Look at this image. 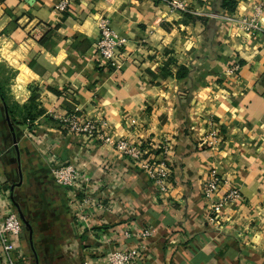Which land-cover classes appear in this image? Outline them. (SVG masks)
<instances>
[{
	"label": "crops",
	"instance_id": "crops-1",
	"mask_svg": "<svg viewBox=\"0 0 264 264\" xmlns=\"http://www.w3.org/2000/svg\"><path fill=\"white\" fill-rule=\"evenodd\" d=\"M61 1L0 0V207L24 224L23 259L14 260L99 264L126 245L140 249L136 264H264V6L262 32L239 25L262 0H186L190 16L157 0H69L57 13ZM102 16L127 39L120 70L97 54ZM75 107L106 121L112 139L165 159L168 191L112 147L51 119ZM211 124L222 135L214 150ZM66 164L104 208L77 216L74 201L87 195L52 175ZM213 168L227 183L215 201L231 187L242 195L214 224L203 196Z\"/></svg>",
	"mask_w": 264,
	"mask_h": 264
},
{
	"label": "built area",
	"instance_id": "built-area-1",
	"mask_svg": "<svg viewBox=\"0 0 264 264\" xmlns=\"http://www.w3.org/2000/svg\"><path fill=\"white\" fill-rule=\"evenodd\" d=\"M166 4L171 11L187 12L186 0H157ZM264 0L256 10L254 16L239 20V25L242 30L247 33L256 34L262 32V26L259 22V15ZM69 7V0L61 1L56 7L55 12L63 13ZM99 39L96 44L97 54L103 61L105 66L120 70L122 62H120V51L127 44V39L117 35L111 27L110 19L102 16L98 20ZM52 118L60 125L61 128L77 135H85L90 139L102 144V146H110L121 155L132 160L139 169L143 170L148 178L157 185L162 192H167L171 179V171L168 168L167 162L163 160H155L150 158V152L143 145H138L126 139L114 140L106 133V121H90L86 119L83 112L78 107L74 108L72 113H52ZM205 142L210 150L218 149L222 143V135L212 124L209 126V131L205 137ZM167 147H163V154H166ZM52 175L55 182L64 187L73 188L76 192H83L87 195L84 199L74 201L76 214L79 218L91 215L90 208H104L102 202H99L87 191L86 178L83 173L74 165L66 164L55 166L52 169ZM227 184L216 168L210 171L209 178L203 188V196L209 201V222L216 223L223 208L242 198L241 192L235 187H231L222 199L215 201L214 197L221 192L222 187ZM90 193V194H89ZM90 212V213H89ZM80 220V219H79ZM24 224L17 212L12 207H0V258L5 264H19L13 255L19 259H23V246L21 235L23 233ZM151 235V231L144 230L141 236L147 238ZM129 231H123V237L129 238ZM107 240L108 237L106 236ZM99 259V264H136L141 258L140 249H129L126 245L120 246L117 249L109 250L102 254Z\"/></svg>",
	"mask_w": 264,
	"mask_h": 264
},
{
	"label": "trees",
	"instance_id": "trees-1",
	"mask_svg": "<svg viewBox=\"0 0 264 264\" xmlns=\"http://www.w3.org/2000/svg\"><path fill=\"white\" fill-rule=\"evenodd\" d=\"M222 7L223 8H228V3H227V0H222ZM70 10V8L68 7L67 9H66V11H64V12H67V11H69ZM63 12V13H64ZM184 15H187V16H190L188 13H183ZM72 112H74V109L72 110V111H70V112H68V113H72ZM52 120H54L53 118H51ZM55 121V120H54ZM56 122V121H55ZM58 126H60L59 124H58ZM66 131V130H65Z\"/></svg>",
	"mask_w": 264,
	"mask_h": 264
},
{
	"label": "rangeland",
	"instance_id": "rangeland-1",
	"mask_svg": "<svg viewBox=\"0 0 264 264\" xmlns=\"http://www.w3.org/2000/svg\"><path fill=\"white\" fill-rule=\"evenodd\" d=\"M6 70H7L6 72H7V73H8V75H9V72H8V71H9V69H6ZM8 77H9V76H8ZM8 79H9V78H7V81H8Z\"/></svg>",
	"mask_w": 264,
	"mask_h": 264
}]
</instances>
